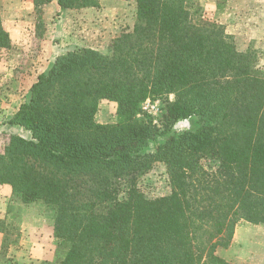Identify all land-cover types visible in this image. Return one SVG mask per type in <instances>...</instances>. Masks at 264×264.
<instances>
[{
	"label": "trees",
	"instance_id": "obj_1",
	"mask_svg": "<svg viewBox=\"0 0 264 264\" xmlns=\"http://www.w3.org/2000/svg\"><path fill=\"white\" fill-rule=\"evenodd\" d=\"M100 1L57 3L69 11ZM121 1L137 4L131 33L106 53L59 55L32 85L8 122L31 135L4 144L0 185L54 212L65 252L56 264H231L217 249L240 222L264 224V54L240 52L205 18V0ZM51 2L33 0L37 12ZM11 47L0 7V49ZM148 100L158 115L143 110ZM103 101L117 105L116 123L96 121ZM158 163L171 193L148 198L138 178Z\"/></svg>",
	"mask_w": 264,
	"mask_h": 264
},
{
	"label": "rangeland",
	"instance_id": "obj_2",
	"mask_svg": "<svg viewBox=\"0 0 264 264\" xmlns=\"http://www.w3.org/2000/svg\"><path fill=\"white\" fill-rule=\"evenodd\" d=\"M118 1L101 0L98 8L62 11L52 0L37 12L33 0H0L3 26L12 39L10 49H0V151L12 135L30 137L27 130L6 124L27 99L31 84L47 73L59 55L81 48L106 53L113 40L133 31L137 4ZM219 4L224 6L221 12ZM204 10L207 20L225 26L240 52L253 47L264 54V0H205ZM260 66L264 69V57ZM96 121L116 123L117 105L101 102ZM187 126L181 123L176 130L183 132ZM155 146L152 143L148 151ZM203 165L211 173L219 168L211 158ZM138 187L148 198L169 195L166 165H154L138 178ZM53 231L54 212L44 202L25 204L10 186L0 185V264H56L65 252Z\"/></svg>",
	"mask_w": 264,
	"mask_h": 264
},
{
	"label": "crops",
	"instance_id": "obj_3",
	"mask_svg": "<svg viewBox=\"0 0 264 264\" xmlns=\"http://www.w3.org/2000/svg\"><path fill=\"white\" fill-rule=\"evenodd\" d=\"M36 82L31 84L29 90ZM29 97L30 92H27V99L20 103L14 110L15 113L29 100ZM6 125L11 126L9 123ZM217 255L231 264H264V224L251 225L240 222L236 226L231 245L227 249L218 248Z\"/></svg>",
	"mask_w": 264,
	"mask_h": 264
},
{
	"label": "built area",
	"instance_id": "obj_4",
	"mask_svg": "<svg viewBox=\"0 0 264 264\" xmlns=\"http://www.w3.org/2000/svg\"><path fill=\"white\" fill-rule=\"evenodd\" d=\"M144 111H149L150 113H157L159 111V104L157 103H152L150 100H148L144 106H143Z\"/></svg>",
	"mask_w": 264,
	"mask_h": 264
}]
</instances>
